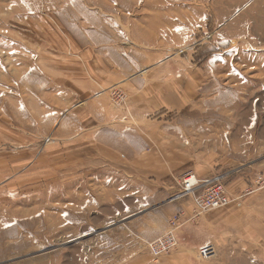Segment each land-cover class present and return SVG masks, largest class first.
Listing matches in <instances>:
<instances>
[{"label": "rangeland", "instance_id": "obj_1", "mask_svg": "<svg viewBox=\"0 0 264 264\" xmlns=\"http://www.w3.org/2000/svg\"><path fill=\"white\" fill-rule=\"evenodd\" d=\"M162 62L194 88L173 114L183 158L218 173L264 163V0H0V261L174 264L121 221L145 203L135 180L99 197L103 148L121 136L92 129L94 113L129 116L126 80Z\"/></svg>", "mask_w": 264, "mask_h": 264}, {"label": "crops", "instance_id": "obj_2", "mask_svg": "<svg viewBox=\"0 0 264 264\" xmlns=\"http://www.w3.org/2000/svg\"><path fill=\"white\" fill-rule=\"evenodd\" d=\"M163 64H156L148 78L126 80L124 87L132 98L130 117L121 111L112 114L101 111V116L93 114L95 124L92 129H115L121 136L112 145L115 155H109L114 153L112 148H103L101 165L112 174L100 185L107 192H99L102 194L99 197L107 199L109 205L114 204L118 192L126 191L127 186L119 185L117 177L131 184L135 180L145 193L142 198L145 203L120 220H126L130 231L142 241H152L166 233L170 217L181 211L182 225L175 233L177 247L165 259L167 263L264 264V187L246 191L248 176L253 178L264 168V163L236 174L231 170L218 173L212 165L204 167L197 160L183 158L182 147L188 149L189 145L181 130L182 123L173 114L184 107L194 88L180 75L164 72L167 67ZM180 70L176 72L180 73ZM90 104L94 107L96 102ZM160 109L166 112L152 120ZM101 117L108 118V123H102ZM128 131L131 140L121 135ZM151 141L157 143L159 154L148 152ZM188 172L199 179L225 175L229 204L204 212L194 222L189 220L194 208L191 197L186 200L174 198L180 188L181 175ZM132 192V189L128 190L127 196ZM204 245H211L213 254L202 259L198 250ZM28 256L1 260L0 264H19Z\"/></svg>", "mask_w": 264, "mask_h": 264}, {"label": "built area", "instance_id": "obj_3", "mask_svg": "<svg viewBox=\"0 0 264 264\" xmlns=\"http://www.w3.org/2000/svg\"><path fill=\"white\" fill-rule=\"evenodd\" d=\"M225 175H214L199 179L192 172L186 173L180 181L179 191L174 198L191 197L194 208L189 218L192 222L204 212L218 209L229 204L230 197L225 184ZM264 187V171L256 174L251 180V185L246 191ZM182 225V212L173 214L168 221V229L162 236L145 241L149 252L153 256L169 254L177 247L176 231ZM213 254L211 245H204L198 250V256L205 259Z\"/></svg>", "mask_w": 264, "mask_h": 264}, {"label": "water", "instance_id": "obj_4", "mask_svg": "<svg viewBox=\"0 0 264 264\" xmlns=\"http://www.w3.org/2000/svg\"><path fill=\"white\" fill-rule=\"evenodd\" d=\"M113 224H115V223H112V224H110V225H108V227H110L111 225H113ZM89 234V233H88ZM69 242V241H68Z\"/></svg>", "mask_w": 264, "mask_h": 264}]
</instances>
